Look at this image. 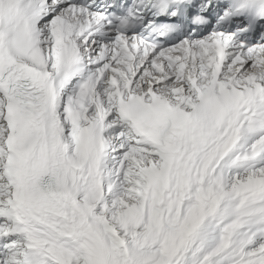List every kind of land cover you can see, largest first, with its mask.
Returning <instances> with one entry per match:
<instances>
[{
  "label": "snow or ice",
  "instance_id": "1",
  "mask_svg": "<svg viewBox=\"0 0 264 264\" xmlns=\"http://www.w3.org/2000/svg\"><path fill=\"white\" fill-rule=\"evenodd\" d=\"M0 264H264V0H0Z\"/></svg>",
  "mask_w": 264,
  "mask_h": 264
}]
</instances>
